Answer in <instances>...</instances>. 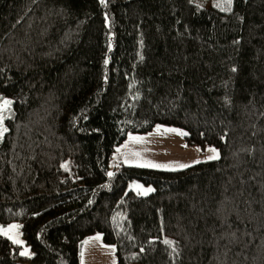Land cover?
Returning a JSON list of instances; mask_svg holds the SVG:
<instances>
[{"label": "trees", "instance_id": "obj_1", "mask_svg": "<svg viewBox=\"0 0 264 264\" xmlns=\"http://www.w3.org/2000/svg\"><path fill=\"white\" fill-rule=\"evenodd\" d=\"M229 1L0 0V264H264V0ZM156 125L219 157L110 166Z\"/></svg>", "mask_w": 264, "mask_h": 264}, {"label": "rangeland", "instance_id": "obj_2", "mask_svg": "<svg viewBox=\"0 0 264 264\" xmlns=\"http://www.w3.org/2000/svg\"><path fill=\"white\" fill-rule=\"evenodd\" d=\"M195 4L203 7H208L211 3L226 4L229 0H192ZM230 2V1H229ZM5 101H8L7 105ZM11 116V99L0 96V140L5 132L4 119ZM173 129L175 131H168ZM164 131V133H162ZM185 131L177 127L162 126L160 132L154 136L150 142L151 147H155L156 151L148 152H135L134 156L140 158L142 165L155 169L163 170H177L185 167L181 165L190 166L194 163L212 160L209 157H219V151L214 147H207L201 149L196 146H188L184 141ZM132 135V134H129ZM136 135V134H134ZM158 143V147L157 146ZM160 144H162L160 146ZM123 144L118 146L111 158L110 166L114 167L119 162H122L121 149ZM166 147H169L168 149ZM214 149L215 151H209ZM215 159V158H214ZM124 163V162H123ZM67 165V161L63 166ZM141 165V164H140ZM143 167V166H142ZM138 186V187H137ZM128 189L140 195H147L153 191L152 186H146L138 181H132L128 184ZM151 189V191H148ZM13 225L17 227H12ZM0 233L9 238L14 243L21 246V253L29 255V248L24 244L21 237L18 224L11 223L6 226L0 225ZM18 241V242H17ZM80 264H116V257L114 253V246L105 244L102 241L101 234H94L84 239L80 247Z\"/></svg>", "mask_w": 264, "mask_h": 264}, {"label": "crops", "instance_id": "obj_3", "mask_svg": "<svg viewBox=\"0 0 264 264\" xmlns=\"http://www.w3.org/2000/svg\"><path fill=\"white\" fill-rule=\"evenodd\" d=\"M161 127L162 126L156 125L149 133L146 134L128 135L126 140L122 143L124 145L120 152L122 162H124L126 165L145 167V165H142L140 158L137 157V155L134 156V153H149L150 151L155 152L156 149L155 147H151L150 142L154 139V136L160 132ZM162 133H164V131ZM161 145L162 144H160V146ZM156 147H158V143ZM166 148L168 149L169 147Z\"/></svg>", "mask_w": 264, "mask_h": 264}, {"label": "snow or ice", "instance_id": "obj_4", "mask_svg": "<svg viewBox=\"0 0 264 264\" xmlns=\"http://www.w3.org/2000/svg\"><path fill=\"white\" fill-rule=\"evenodd\" d=\"M235 70V69H234ZM7 103H8V101H5V104L7 105ZM168 131H175V130H173V129H169ZM209 151H215L214 149H209ZM214 158H216L215 156H212V157H209V159H214ZM181 167H187V165H181ZM109 176H111L112 175V173H109L108 174ZM138 187V186H137ZM148 191H151V189H149ZM12 227H17V226H15V225H13ZM18 242V241H17ZM165 243H170L169 241H165ZM22 255H24L25 253H21Z\"/></svg>", "mask_w": 264, "mask_h": 264}]
</instances>
